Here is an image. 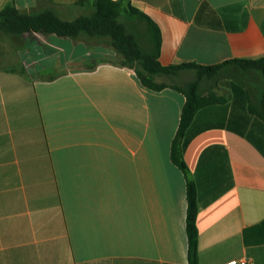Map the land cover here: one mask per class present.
<instances>
[{
	"label": "crops",
	"instance_id": "obj_1",
	"mask_svg": "<svg viewBox=\"0 0 264 264\" xmlns=\"http://www.w3.org/2000/svg\"><path fill=\"white\" fill-rule=\"evenodd\" d=\"M76 1L0 0V11L72 20L90 12ZM131 4L159 26L165 66L264 56V0ZM0 39V264H189L186 178L170 157L184 94L143 88L107 39ZM234 73L238 90L214 89L229 101L188 130L199 264H264V124L248 111L264 82Z\"/></svg>",
	"mask_w": 264,
	"mask_h": 264
},
{
	"label": "trees",
	"instance_id": "obj_2",
	"mask_svg": "<svg viewBox=\"0 0 264 264\" xmlns=\"http://www.w3.org/2000/svg\"><path fill=\"white\" fill-rule=\"evenodd\" d=\"M75 5L86 7L90 12L72 20H65L53 9L27 14L14 5H7L0 11V33L19 36L42 32L74 40L82 36L107 39L109 47L117 56L116 63L132 69L143 88L154 92L171 88L184 94L186 102L172 141L170 157L186 178L188 259L189 264H199L197 187L189 175L184 158L189 142L188 130L200 110L229 101L226 95H217L215 88L223 85L227 91L236 92L240 87L236 80L222 78L223 69L236 67L245 72H258L264 82V56L256 59L229 60L209 66L195 63L165 66L159 61L162 46L159 26L147 14L134 8L131 0H77ZM6 70L25 72L24 67ZM186 72L192 73L193 78L184 81L183 86L163 80L167 78L176 81L177 77ZM248 111L264 124V88L258 100H252L251 96L248 98Z\"/></svg>",
	"mask_w": 264,
	"mask_h": 264
},
{
	"label": "rangeland",
	"instance_id": "obj_3",
	"mask_svg": "<svg viewBox=\"0 0 264 264\" xmlns=\"http://www.w3.org/2000/svg\"><path fill=\"white\" fill-rule=\"evenodd\" d=\"M102 44H104V46H108L107 42L106 43L101 42V45ZM4 47H5L4 41L0 39V54L4 53ZM92 51L94 52L93 59H91V61H89L88 64H92V62H96V61H93V60H97V58L99 56V54L97 53L98 52L97 49L92 50ZM0 59H1V56H0ZM102 60H106V59H102ZM97 61H100V60H97ZM4 63H5L4 60H0V68L3 67L1 65H3ZM236 69H237L236 67H227V68L223 69L222 72H221L222 78L223 79H228V80H231V79L232 80L233 79L236 80L235 79V73H234V70H236ZM163 80L166 81L167 83H170V84H177L179 86H183L184 85V81L183 80L181 81V79H178V80L175 81V80H170V79L166 78V79H163ZM263 88H264V86L263 87L260 86V88H258L259 92H261ZM215 90H219V91H225L226 90L227 91V88H224L223 85H221V86L215 88Z\"/></svg>",
	"mask_w": 264,
	"mask_h": 264
},
{
	"label": "built area",
	"instance_id": "obj_4",
	"mask_svg": "<svg viewBox=\"0 0 264 264\" xmlns=\"http://www.w3.org/2000/svg\"><path fill=\"white\" fill-rule=\"evenodd\" d=\"M227 264H250V262L248 259L244 258V259H241L240 261H233Z\"/></svg>",
	"mask_w": 264,
	"mask_h": 264
}]
</instances>
